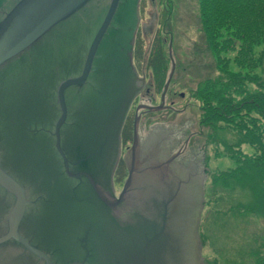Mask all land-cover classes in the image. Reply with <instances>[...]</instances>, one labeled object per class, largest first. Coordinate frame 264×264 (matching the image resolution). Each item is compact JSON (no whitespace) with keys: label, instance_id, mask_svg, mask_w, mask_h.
Segmentation results:
<instances>
[{"label":"water","instance_id":"water-1","mask_svg":"<svg viewBox=\"0 0 264 264\" xmlns=\"http://www.w3.org/2000/svg\"><path fill=\"white\" fill-rule=\"evenodd\" d=\"M139 2L0 0V264H203L204 179L139 115L115 193Z\"/></svg>","mask_w":264,"mask_h":264},{"label":"trees","instance_id":"trees-1","mask_svg":"<svg viewBox=\"0 0 264 264\" xmlns=\"http://www.w3.org/2000/svg\"><path fill=\"white\" fill-rule=\"evenodd\" d=\"M198 14L218 70L215 76L199 81L194 90L200 108L198 124L212 127L214 155L226 156L235 163L209 176L207 189L211 195L204 190V206L212 211L207 217L201 215L198 229L203 250L206 241L217 245L211 242L215 232L209 223L213 221L217 236L228 238L221 231L224 214L258 212L264 221V0H198ZM164 41L155 36L146 59L155 92L162 90L168 75ZM137 52L143 53L140 44L135 48ZM231 62L237 70L230 68ZM131 123L132 119L126 121L123 136L131 134ZM206 185L207 181L205 189ZM233 189L246 193L247 202L228 197ZM224 194L226 207L221 206ZM260 238V244L246 249L219 247L217 250L222 252L217 258L223 264H264L263 232ZM217 258L212 264H218Z\"/></svg>","mask_w":264,"mask_h":264},{"label":"rangeland","instance_id":"rangeland-1","mask_svg":"<svg viewBox=\"0 0 264 264\" xmlns=\"http://www.w3.org/2000/svg\"><path fill=\"white\" fill-rule=\"evenodd\" d=\"M140 16L142 25L151 27L146 35H143V39L139 34L145 57L149 53L150 44L155 36L158 35L160 39L165 40L164 53L167 71H171L173 68V74L164 96V102L167 106L172 105L173 110L163 109L143 114L138 127L139 134L145 135L149 126L154 124L156 125V135L162 139L166 146L177 142L176 146L184 147L183 152L186 156L182 162H179L180 166L192 170L203 179L206 178L207 185L206 189L204 186V190L208 194L209 176L215 171L233 167L235 163L226 156L216 157L214 155L216 146L212 127H201L198 124L200 108L194 97V90L199 81L213 77L218 73L216 58L209 49L202 31L198 14V0H142ZM228 55L231 56L232 52H229ZM230 68L237 70L233 62H231ZM147 71L151 77V70L147 69ZM160 99L161 94H155L154 99L148 101L147 104L157 105ZM226 136L230 137L229 134ZM243 149L250 151L247 147ZM219 150L222 151L221 146ZM121 187L120 184L118 188L121 189ZM227 196L243 201L245 199L244 202L248 200L247 194L244 195L239 189H233L227 193ZM225 197L224 194L221 202L222 207L228 206L226 204L227 197ZM210 211H212L210 207L203 206L202 215L207 217ZM222 218L221 231L228 235V238L217 236L216 228H214L216 221L209 223L210 230L213 229L212 231L215 232L211 242L217 245L212 246L207 241L206 244L204 243L202 250L204 264H212L213 259L222 252L217 250L219 247L237 250L246 249L253 244H260V236L262 232L264 233V221L258 212H246L241 215L227 213ZM203 231L205 232L204 229ZM236 254L238 253L236 252ZM235 258H237L236 255ZM220 260L217 258L218 264L223 262Z\"/></svg>","mask_w":264,"mask_h":264},{"label":"flooded vegetation","instance_id":"flooded-vegetation-1","mask_svg":"<svg viewBox=\"0 0 264 264\" xmlns=\"http://www.w3.org/2000/svg\"><path fill=\"white\" fill-rule=\"evenodd\" d=\"M150 23H151V21H150ZM150 29H151L150 25L149 26H147V25L143 26L141 23V20H140V24L138 26L136 36H137V33L139 32L141 34V38L143 39V35L144 34L146 35V32L149 31ZM136 36H135V44H134L135 48H136L137 44H140L142 46L140 39H139L140 40L139 43H136ZM133 64L135 66V69H136L139 77H144L146 80V83H145L144 88L141 90V92L136 96V98L130 104V107H129L127 115H126L125 122L130 121V119H132V122H133L136 114H140V117H141V116H143V114L148 113V110H145L142 107H140V108H138V107L142 106L144 104H147V102L150 100H153L154 96H155L153 90L151 91V89H153V84L151 82L152 78L150 77V74H148V71H147L148 68L146 66V58L144 57L143 53L140 54L137 52V54H136L134 51V53H133ZM149 77H150V79H149ZM160 102H161V99H160ZM164 104H165V102H164ZM165 106H167V105L165 104ZM166 109H172L173 110L172 105L167 106ZM155 126L156 125H154V124L150 125L147 132L145 133V135H143V137L145 138L148 134H150L151 131L154 130ZM130 132H131V134L128 133L127 136L122 135L121 158L119 159L117 167H116L114 174H113V183H114V188H115L116 194H119V192H120V188H118V186L120 184L123 185V183H124V181L128 175V171H127L123 156H124L125 152L127 151V149L130 147L132 140H133L132 129ZM144 138H142V137L140 138L141 142L144 141ZM176 143H171L168 146V150H169L168 155L173 157L174 163L179 164V162H182V160H184L186 155H184L185 153L183 152L184 147H181V146L178 147V145L176 146Z\"/></svg>","mask_w":264,"mask_h":264}]
</instances>
